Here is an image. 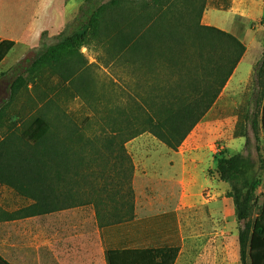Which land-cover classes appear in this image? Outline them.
Here are the masks:
<instances>
[{"label": "rangeland", "instance_id": "374dc122", "mask_svg": "<svg viewBox=\"0 0 264 264\" xmlns=\"http://www.w3.org/2000/svg\"><path fill=\"white\" fill-rule=\"evenodd\" d=\"M49 1L44 0L41 6V0H0V23L7 26L8 35L32 47L16 64L15 70L6 75L7 82L22 75L27 86L17 94L1 120L0 161L11 159V163H17L19 159L12 156L15 152L34 154L37 146L29 132L38 117L46 116L52 124V135L39 144H57L68 150L66 159L55 157L52 160L47 190L58 183L57 190H62L63 183H77L80 174H98L97 178L102 181L112 179L117 188L113 192L119 193L118 211L123 215L129 210L123 203L129 202L132 193L134 195L133 222L139 225H131L126 233H121L125 243L134 241L150 247L175 243L179 239L182 249L176 264H239V230L244 223L236 220L233 200L227 197L230 186L220 180L216 162L221 154L244 153L259 163L257 145L250 144L248 152L242 146V82L252 70L257 51L264 49V34L248 32L245 41L251 47L250 52L218 110L206 115L181 147L173 151L150 134L128 140L129 125L122 113L130 114L129 88L133 75L129 68L108 64L104 50L83 48L81 52L87 67L73 80L63 79L48 70L28 75L26 71L36 57L55 45L61 36L72 35L88 21L95 9L113 0H86L79 16L72 21H49L42 13L32 20L34 10L38 6L40 10L46 9ZM262 18L264 0H208L202 24L229 32L242 41L244 20L251 21L256 29ZM44 29L48 30L42 32ZM28 45L19 47L13 53L14 58L18 59ZM8 98L0 101V107ZM259 147L264 159V144ZM149 160H156L158 164L149 166ZM164 160L171 163L166 164ZM109 167H128L129 172L116 171L111 178L103 173ZM147 167L159 168V174L134 179L136 168L142 173ZM263 193L264 185L257 195ZM0 203L16 208L30 202L22 204L16 193L0 185ZM49 217L39 218L43 232L38 246H34L27 235L10 238L19 248L23 243L24 248L31 249L28 246L31 242L33 248H38L32 259L28 258L23 264L55 263V246L48 244L55 235L47 228L53 225ZM255 218L256 215L253 220ZM144 220L147 221L140 222ZM149 232L157 233L158 240L150 239Z\"/></svg>", "mask_w": 264, "mask_h": 264}, {"label": "trees", "instance_id": "16d2710c", "mask_svg": "<svg viewBox=\"0 0 264 264\" xmlns=\"http://www.w3.org/2000/svg\"><path fill=\"white\" fill-rule=\"evenodd\" d=\"M207 2L113 0L95 9L72 35L61 36L55 45L34 59L26 72L32 76L48 70L73 80L87 67L83 48L104 50L108 64L129 68L133 75L129 88L130 114L122 113L129 125L128 140L150 134L177 151L217 102L246 53V46L235 35L202 24ZM14 70L15 67L10 72ZM257 71L260 77L264 74V58ZM26 86L27 80L22 75L8 83L9 98L0 107V123ZM252 129L258 142L254 124ZM262 129L264 132V117ZM51 135L48 118L38 117L29 132L37 146L35 153L15 152L12 156L19 159L17 163H11V159L0 161V185L36 201L33 208L7 213L4 221L43 216L61 209L54 207L63 204L62 192H56L59 183L47 190V180L51 177L48 171L53 170L55 157L67 158L68 150L57 144H39ZM256 145L260 166L244 153L221 154L216 162L220 180L230 186L227 197L233 200L236 220L244 223L239 230L242 264H264V193L257 195L264 185V159L259 144ZM130 196L129 202L123 203L129 208L124 215L121 211L106 214L105 218L103 212L96 214L104 229L109 264H176L182 249L179 239L150 247L121 240L122 232L126 233L131 225H139L133 222V193ZM110 226L112 229H105ZM147 236L153 241L159 238L157 233L149 232ZM0 264L11 263L0 256Z\"/></svg>", "mask_w": 264, "mask_h": 264}, {"label": "crops", "instance_id": "0c3cea01", "mask_svg": "<svg viewBox=\"0 0 264 264\" xmlns=\"http://www.w3.org/2000/svg\"><path fill=\"white\" fill-rule=\"evenodd\" d=\"M44 0H41V6ZM86 0H50L49 6L46 9L40 10L38 6L32 16V20L36 19L40 13L43 14V18L49 21H72L75 20L80 12L81 7L85 4ZM40 4V3H39ZM246 19V18H244ZM260 19L258 28L252 27V22L244 20L242 23V43L246 46V53L239 63L234 74L230 78L226 87L219 96L217 102L208 111L209 116L215 110L217 111L221 105L222 99L225 94L228 93L231 82L234 79L239 67L245 61L250 52V45H247L246 39L248 32L256 31L257 33L264 34V26ZM48 29H44L45 32ZM28 33L26 30L25 34ZM7 33V26L0 23V101L9 97L8 83L6 75L8 71L16 66V64L22 59V56L29 52L30 47L28 42L22 39H16ZM28 43V44H27ZM23 45H28L24 53L17 59L14 58V52ZM264 58V49L261 48L257 51L255 62L253 63L252 70L248 72L246 79L242 82V146L249 150L250 144H264V132H263V117H264V74L261 75L258 70L259 65ZM8 94V95H7ZM239 109V106H235ZM252 124L256 127L259 141L255 139L254 129ZM253 137V138H252ZM249 144V146H247ZM129 160H126L125 164H128ZM132 165L136 164L135 160H131ZM164 163H171L169 160H164ZM109 164V163H108ZM112 164V163H111ZM158 161L149 160V166L157 165ZM147 167L142 173L139 168H136L134 173V179L139 176L147 178L158 175L160 169ZM131 174L133 168L131 167ZM116 171L121 173H128L129 168H117L109 167L104 175H111L114 177ZM77 183H63L62 190L56 192H62V205H56L54 207H61L59 211L43 215L32 216L18 220L4 221L7 217V213H16L23 209L33 208L36 205V201L31 197H20L22 204L24 201L30 203L25 206L12 207L0 203V256L11 264H23L28 258L32 259V255L38 251L31 245L38 246L40 235L42 236L43 229L40 226L39 218L50 216L49 224L47 228L54 231L52 240L48 241V244L55 246V258L54 264H109L107 258V247L104 238V229L101 228L97 219V212H103L106 214L115 213L118 211L119 205V193L113 192L117 189L113 186L112 179H103V181L97 178L98 174H80L78 175ZM128 181V179L126 180ZM125 181V182H126ZM109 182V183H108ZM6 188V187H5ZM13 191V190H12ZM14 192V191H13ZM15 193V192H14ZM54 200L57 198L52 194ZM111 220L107 219V222ZM109 230L112 227H106ZM41 230V233H40ZM30 236L33 241L30 245L32 248L22 246L19 248L18 243L15 244L10 240L12 237ZM111 239V238H109ZM30 250V252H29ZM34 252V253H33ZM30 255V257H29ZM228 264V263H227ZM239 264H242L239 260Z\"/></svg>", "mask_w": 264, "mask_h": 264}]
</instances>
